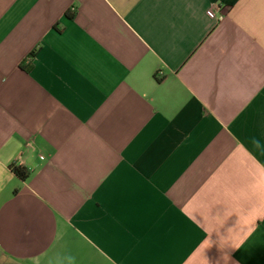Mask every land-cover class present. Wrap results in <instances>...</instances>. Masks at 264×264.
Wrapping results in <instances>:
<instances>
[{
	"label": "crops",
	"instance_id": "1",
	"mask_svg": "<svg viewBox=\"0 0 264 264\" xmlns=\"http://www.w3.org/2000/svg\"><path fill=\"white\" fill-rule=\"evenodd\" d=\"M0 175V264H264V0H0Z\"/></svg>",
	"mask_w": 264,
	"mask_h": 264
},
{
	"label": "trees",
	"instance_id": "2",
	"mask_svg": "<svg viewBox=\"0 0 264 264\" xmlns=\"http://www.w3.org/2000/svg\"><path fill=\"white\" fill-rule=\"evenodd\" d=\"M13 173L22 181H26L31 176V171L25 167L21 166H13L12 167Z\"/></svg>",
	"mask_w": 264,
	"mask_h": 264
},
{
	"label": "built area",
	"instance_id": "3",
	"mask_svg": "<svg viewBox=\"0 0 264 264\" xmlns=\"http://www.w3.org/2000/svg\"><path fill=\"white\" fill-rule=\"evenodd\" d=\"M207 15L210 19L212 20H216V21H219V22H222L225 20L226 16L222 13H218L216 8H212L211 10H209L207 12Z\"/></svg>",
	"mask_w": 264,
	"mask_h": 264
},
{
	"label": "clouds",
	"instance_id": "4",
	"mask_svg": "<svg viewBox=\"0 0 264 264\" xmlns=\"http://www.w3.org/2000/svg\"><path fill=\"white\" fill-rule=\"evenodd\" d=\"M4 187H5V184H4L2 175H0V191H3L4 190Z\"/></svg>",
	"mask_w": 264,
	"mask_h": 264
}]
</instances>
